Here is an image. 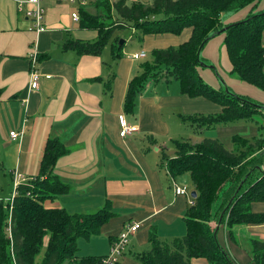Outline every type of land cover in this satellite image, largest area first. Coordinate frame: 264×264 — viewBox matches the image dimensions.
Returning <instances> with one entry per match:
<instances>
[{"label": "crops", "instance_id": "crops-1", "mask_svg": "<svg viewBox=\"0 0 264 264\" xmlns=\"http://www.w3.org/2000/svg\"><path fill=\"white\" fill-rule=\"evenodd\" d=\"M46 1L42 6L48 29L39 32L33 19L19 10L18 0H0V192L13 184L16 173L26 179L36 177L48 138L60 137L68 151L58 159L55 172L72 188L56 200H47L46 206L64 207L72 213L95 212L111 200L116 216L102 226L99 234L78 239L81 255H108L123 229L139 221L142 226L130 236L120 264H140L132 254L150 248L151 230L167 241L187 232L185 214L194 184L189 194H177L174 183L188 185L186 179L173 177L161 164L163 153L170 157L176 154L167 142L171 139L174 144L180 139L182 122L175 117L182 121L183 114L218 113L223 106L203 96L182 94L174 81L161 80L147 85L134 115L126 114L128 84L141 72L145 57L154 49L187 41L192 29L180 35L149 34L141 39L134 38L135 29L129 28L131 34L124 37L120 57H115L112 42L99 54H80L74 48H65V43L94 41L97 30L82 27L81 17L75 20L73 12L63 8L62 4L68 3ZM89 1L88 9L98 12L92 5L94 0ZM127 1L150 4L152 0ZM262 10L264 0L229 14L224 23H236ZM224 40L225 34L219 33L205 45L202 55L213 68L199 67L200 75L211 85L220 88L224 82L237 93L253 95L264 104L263 90L231 76L233 65ZM142 51L146 53L144 58L133 57ZM35 54L38 58L49 55L36 66L41 74L39 89L30 87ZM124 122L135 130L122 136ZM172 128L176 129L174 135ZM13 130L22 132V136L11 138ZM252 210L264 213V202L253 203ZM232 230L234 239L226 224L219 227L222 246L236 264H256L251 240L264 239V224H237ZM190 264H208V260L193 258Z\"/></svg>", "mask_w": 264, "mask_h": 264}, {"label": "trees", "instance_id": "trees-1", "mask_svg": "<svg viewBox=\"0 0 264 264\" xmlns=\"http://www.w3.org/2000/svg\"><path fill=\"white\" fill-rule=\"evenodd\" d=\"M259 1L152 0L145 4L94 0L98 12L87 6L79 8L81 26L98 32L94 41L65 43V48L80 54H99L112 42L115 57H120L125 42L119 45L120 37L113 38L120 29H135L133 37L141 39L149 34L180 35L192 29L187 41L154 49L152 58L142 62L141 72L128 84L126 114L136 113L138 99L150 82L177 80L182 94L203 96L223 106L221 112L184 116L185 120L207 127L253 122L258 131L253 138L235 134L232 149L208 137L198 143L174 140L175 156L163 153L161 164L173 177L189 173L198 195L191 198L185 214L186 234L167 241L151 230L150 248L132 254L140 264H190L193 258H206L208 264H236L219 241V227L227 224L234 239L235 225L264 224V213L252 210L253 203L264 202V119L256 120L264 104L236 94L225 84L215 89L198 70L201 64L207 66L202 57L205 45L224 33L231 74L264 91V10L236 23H224L226 14ZM48 56L42 55L38 61ZM67 151L60 137H49L39 174L19 185L11 209L9 201L0 199V264H102L105 256L80 254L78 239L99 234L116 216L111 200L95 212L72 213L64 207L46 206L47 200L71 191V185L55 172L58 159ZM212 222L217 225L213 227ZM251 254L256 264H264V239L252 238Z\"/></svg>", "mask_w": 264, "mask_h": 264}, {"label": "rangeland", "instance_id": "rangeland-1", "mask_svg": "<svg viewBox=\"0 0 264 264\" xmlns=\"http://www.w3.org/2000/svg\"><path fill=\"white\" fill-rule=\"evenodd\" d=\"M54 1H56V0H54ZM46 2H51V3H53V4H55V5H58V3H55V2H53V1H46ZM61 3H68V4H70V5H68V4H62V6H63V8L65 9V10H68L69 12H70V14L72 13V12H77V13H79L80 14V9H79V6L77 5V4H71V3H69V2H61ZM229 14H226L225 16H224V18L225 17H227ZM80 16V15H79ZM130 34H131V29H129V28H126V29H120V30H118L117 32H116V36L117 35H119L120 37H121V40H125L124 39V37L125 38H127V37H129L130 36ZM220 34H222V33H220ZM202 57H203V55H202ZM152 58V55L149 53L148 55H147V57H145V59L144 60H149V59H151ZM204 58V57H203ZM205 59V58H204ZM206 60V59H205ZM206 62H207V66H211L212 67V63H208V61L206 60ZM206 68L205 66H203V64H201L200 65V68ZM213 68V67H212ZM215 73L217 74V76H221L220 74H219V72L218 71H216L215 70ZM232 77H234V78H237V79H239L238 77H236V76H234V75H231ZM202 77V76H201ZM203 80L205 81V82H207L208 84H210V82L207 80V79H205V78H203ZM239 80H241V79H239ZM174 81V83H176V85H178V86H180V84H179V82L177 81V80H173ZM222 81V80H221ZM223 82V81H222ZM167 84H170V83H167ZM224 82L222 83V86L220 87V88H218V87H216V85H211V86H213L215 89H221V88H223V86H224ZM226 85V84H225ZM229 87V86H228ZM230 88V87H229ZM231 89V88H230ZM257 89H259V88H257ZM225 90L227 91L228 89L226 88V86H225ZM232 91H234L233 89H231ZM259 90H261V89H259ZM262 91V90H261ZM236 94H239V93H237L236 91H234ZM240 95H243V94H240ZM245 96H247V97H249L251 100H253L254 102L256 101V103L258 102H260L259 100H258V98L257 97H253V95L251 96H248V95H245ZM263 114H264V110H263V112L261 113V114H258L257 116H256V120L258 121L259 120V122L261 121H263V119H264V117H263ZM194 115V114H193ZM171 116L172 117H174V114H172L171 113ZM184 116H190V115H185V114H183L182 115V121H181V117L179 118V117H175V119L179 122V123H181L182 122V129L180 130V134H179V136H180V139H182V140H187V141H190V142H192V143H198V142H201L204 138H214V139H217V140H219L220 142H222L227 148H229V149H232L233 148V141H232V138H233V136L235 135V134H240V135H243V136H246V137H248V138H253V136L254 135H258V131H257V128H256V126L254 125V123L253 122H249V123H246V122H243V121H241V122H236V123H232V124H230V125H216V126H212V127H207V126H205V125H198V123H194V122H192L191 120H189V119H184ZM172 134L174 135V134H176V129L175 128H172ZM168 148H170V147H173L174 148V151H176L175 150V146H174V144H172L173 143V140H171V139H168ZM173 145V146H172ZM166 151H168V149L166 150ZM186 179V182L188 183V185H187V187H188V191H189V193L191 192L190 190H193L192 188H193V183H192V180H191V178H190V175H189V173H187V174H184V175H180L179 176V180L180 179ZM10 180H9V177H8V180H6V183H8ZM182 185H184V183L182 184ZM1 193H3L1 196V198H3L2 200L3 201H5V203L7 202L8 203V201H9V198L12 196V193H13V184H12V182H10V185L8 186V187H6L5 189H4V191H1L0 192V194ZM84 239H86V238H84ZM84 239H82V241H86V240H84ZM80 252V254H83L81 251H79ZM136 260V259H135Z\"/></svg>", "mask_w": 264, "mask_h": 264}, {"label": "built area", "instance_id": "built-area-1", "mask_svg": "<svg viewBox=\"0 0 264 264\" xmlns=\"http://www.w3.org/2000/svg\"><path fill=\"white\" fill-rule=\"evenodd\" d=\"M42 1L43 0H18L19 10L25 13L28 17L33 19L34 28L39 32H43L48 29V26L45 24L46 9L42 6ZM56 1L77 4L79 8L87 6L90 2L89 0H56ZM72 16L75 20H79L80 18L79 13L77 12H73ZM145 56L146 53L144 51L135 53L133 55V57L136 59L144 58ZM37 63H38V55L35 54L32 57L33 66H32V74H31V82H30V87L32 89H39V85H40L39 81L41 74L36 68ZM46 77H51V75L47 74ZM133 130H135V127L124 122L121 135L125 136ZM22 134H23L22 132L16 130L10 132L11 138H19L22 136ZM27 180L28 179H26L22 174L20 173L15 174L13 180V193L12 196L9 198L10 209L12 207L11 205L14 202V198L18 193L19 185ZM174 186L177 194H189L187 185H178L177 183H174ZM192 202L193 201L191 199L190 203ZM141 226L142 223L139 221L128 224L120 233V235L113 241L110 253L104 257L102 264H115L120 262V259L121 257H123L126 248L128 246L130 236L135 234L141 228Z\"/></svg>", "mask_w": 264, "mask_h": 264}, {"label": "water", "instance_id": "water-1", "mask_svg": "<svg viewBox=\"0 0 264 264\" xmlns=\"http://www.w3.org/2000/svg\"><path fill=\"white\" fill-rule=\"evenodd\" d=\"M123 43H124V41L120 39V41H119V45H122ZM197 195H198L197 191H196V190H193L192 193H191V196H192L193 198H196Z\"/></svg>", "mask_w": 264, "mask_h": 264}]
</instances>
